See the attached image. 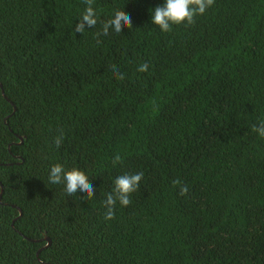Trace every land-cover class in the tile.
<instances>
[{
  "label": "trees",
  "instance_id": "16d2710c",
  "mask_svg": "<svg viewBox=\"0 0 264 264\" xmlns=\"http://www.w3.org/2000/svg\"><path fill=\"white\" fill-rule=\"evenodd\" d=\"M87 2L0 0V264H264V0H215L167 33L162 0H92L96 27L75 32ZM117 11L132 27L101 34ZM54 163L94 196L49 184ZM136 172L105 220L114 177Z\"/></svg>",
  "mask_w": 264,
  "mask_h": 264
},
{
  "label": "clouds",
  "instance_id": "9594fccd",
  "mask_svg": "<svg viewBox=\"0 0 264 264\" xmlns=\"http://www.w3.org/2000/svg\"><path fill=\"white\" fill-rule=\"evenodd\" d=\"M215 0H162V2L151 8L150 22L158 26L162 33L171 31L174 25L192 24L195 16L203 15L212 7ZM99 13L93 6L92 0H88L83 12L78 17L79 20L75 24L74 31L83 33L86 29L96 27L98 23ZM132 27L131 17L125 15L123 11L115 12L110 19L102 23L101 34L119 35L123 28ZM147 65H141L140 71L146 70ZM117 79H123L122 74L113 72ZM254 131L259 137L264 138V121H260L253 126ZM63 135L57 138L54 143L60 146ZM121 160L120 155L113 157L112 163L115 166ZM143 172L123 173L113 179V189L110 193H106L104 200V219L111 220L115 215L117 203L121 207H126L131 203L130 195L134 193L140 186L143 178ZM48 183L51 185H62L64 192L68 196H77L81 199H91L94 196V186L89 182V176L80 169L66 168L61 163H54L48 169ZM188 191L187 187H181V194Z\"/></svg>",
  "mask_w": 264,
  "mask_h": 264
},
{
  "label": "water",
  "instance_id": "95a60500",
  "mask_svg": "<svg viewBox=\"0 0 264 264\" xmlns=\"http://www.w3.org/2000/svg\"><path fill=\"white\" fill-rule=\"evenodd\" d=\"M0 86H1V84H0ZM47 239V241H48V244L50 243V239L49 238H46Z\"/></svg>",
  "mask_w": 264,
  "mask_h": 264
}]
</instances>
